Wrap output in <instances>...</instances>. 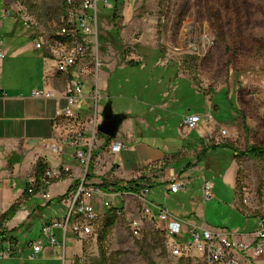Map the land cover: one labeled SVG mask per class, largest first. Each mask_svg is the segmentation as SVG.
I'll use <instances>...</instances> for the list:
<instances>
[{
	"label": "rangeland",
	"instance_id": "obj_1",
	"mask_svg": "<svg viewBox=\"0 0 264 264\" xmlns=\"http://www.w3.org/2000/svg\"><path fill=\"white\" fill-rule=\"evenodd\" d=\"M8 1L14 11L37 21L34 30L38 32L51 33L57 26L50 23L51 19L65 14L64 0ZM83 1L78 0L77 5L80 6ZM112 1L108 0L110 6L99 2V37L95 36L94 47L92 46L91 53L88 52V58L82 63L84 67L86 65L94 69L97 58L93 51L97 50L101 65L99 68L95 66V76L91 73L85 77H91L94 82L96 73H100L101 78L96 81L99 91L91 89L92 97L95 100L99 97L100 109L107 101L112 100L114 112L125 113L127 104L142 100L143 91L133 87L135 84L143 86L146 83L142 81L143 77H147L146 72L138 67L139 62L134 59L140 58L137 55L140 48L150 50L155 47L168 60H175L174 63L157 67L156 77L165 82L174 75L173 80L178 83V88L173 95L170 111L159 113L166 121L155 122L154 115L147 114L146 119L150 125L168 127L171 132L182 136L179 124L183 116L197 110L205 112L204 100L202 101L204 96L194 89L190 92L187 90L188 77L209 98L207 120L215 121L217 126L213 144L232 143L241 150L249 145L264 146V0H123L124 6L119 15L126 13L127 17H131V24L125 29V34L119 37L112 31L114 23L105 15L110 14L114 6ZM102 13L105 14L102 16ZM122 19L119 20L120 29L124 27L121 25ZM126 62L129 67L122 68L121 64ZM106 71L108 75H105ZM105 77H110V88L107 91L104 87ZM106 92L108 98L103 97ZM119 94H127V97ZM88 102L89 99L83 98L79 101V106ZM150 110L151 107L147 112ZM132 118L124 121L118 138L127 134L129 125L134 121ZM79 120L75 121V125L71 122L73 126L67 128L68 135L74 136L78 129L88 130L92 126L93 116L90 114L86 119ZM80 122L81 125H78ZM164 123L166 124L163 125ZM222 128L227 129L226 136L221 135ZM95 144L93 161L98 154L97 142ZM206 148L205 158L213 160L215 165L209 169L204 167L193 171L189 175L186 189L199 198V220L217 228L227 227L243 232L253 230L254 227L248 225L245 219L239 223L237 210L232 207L236 201L235 168L232 161L235 158L232 150L223 146L212 148L211 145ZM235 163L237 183H242L249 190L244 195L247 203L244 204L240 197L239 203L253 215V208L264 205V160L241 157ZM206 181L214 184L215 198L210 200L204 195ZM163 186L152 187L148 197L173 208L175 200L171 197L164 198ZM109 199L111 202L115 200L113 206H121L123 211L103 240L109 264H205V258L199 252L190 257L177 256L171 252V238L161 232L155 222L157 220L153 221L145 215L143 200L138 196L129 195L122 202L112 196ZM53 201L48 206L47 203L42 205L44 215L34 218L30 231L22 227L18 232L21 246L36 241L41 232L42 218H62L65 215L66 212L59 211L61 205L56 200ZM51 207L56 211L51 210ZM196 210L197 208L195 212ZM130 211L132 215L127 214ZM109 213L112 211L107 214ZM187 218L191 220L190 217ZM105 219L93 222L92 234L81 238L72 234L73 240L68 237V259L73 247L71 257L84 256L89 264H103L100 237ZM135 219L141 222L138 235L131 229V222ZM183 227L189 232L188 226ZM141 246L148 253L149 259L142 253ZM0 264H61V261L44 262L36 257L33 260L25 258L22 262L19 256H15L0 260Z\"/></svg>",
	"mask_w": 264,
	"mask_h": 264
},
{
	"label": "crops",
	"instance_id": "obj_2",
	"mask_svg": "<svg viewBox=\"0 0 264 264\" xmlns=\"http://www.w3.org/2000/svg\"><path fill=\"white\" fill-rule=\"evenodd\" d=\"M8 7L12 6L7 0H0V52L4 54V57H0V216L15 202L22 201V203L16 214L5 223L6 230L17 229V232L12 233H16L14 235L16 239L7 238L2 240L0 235V248H13L14 257L19 256L23 262L25 258L26 260H33L31 259L33 254L32 243L39 244L41 242L42 251L36 254L35 258L37 257L38 260L44 262L61 261V264H70L74 258L71 257L73 254L72 247L68 259L67 240L69 236L72 239L71 235L73 234L70 231L66 236L65 261L59 247L50 243L49 233H43L41 236L38 234L35 242L31 241L28 245L21 246L18 232L22 230V224H25L26 228L29 227L30 231L34 218L40 214L44 215L42 211L44 206L42 205L47 203L48 206L53 200L61 205L59 211L66 213L62 218H42L41 231L45 225L54 221L64 222L68 216L69 207L67 197L62 199V196L66 195L71 187H75V190L84 180L87 186L99 188V185L104 182L112 185L117 180L129 181L145 177V180L141 182L146 183V188L149 191L148 195L153 190L150 185L155 187L163 184L162 193L164 198L170 199L171 197L172 200H175L173 208L158 203L154 199L150 200L148 195L147 199L162 205L177 217H185L186 221L189 222L186 224L189 228V232H187L184 227L177 226L174 221H170L173 226V236L179 233V240L188 239L190 228L193 226L199 229L202 227L217 228L199 220L200 218L197 215L200 212L198 208L200 203L195 194H190L187 190L171 193L168 189L172 181L179 179L188 184L189 175L193 171L204 167L209 169L215 165L213 160H207L205 154H203L204 149L213 144L214 134L217 130L215 121L209 122L207 120V113H209L207 109L210 102L207 93L197 89L187 77L188 84L186 87L188 92L194 89V91L204 96L202 101L204 100L205 112L198 110L193 112L200 113L203 117L199 127L182 131L180 128L181 121L179 124V129L183 133L181 136L171 132L168 127L160 128L157 124L150 125L146 119L147 114H153L155 122L165 120L163 116H159V113L170 111L169 107L178 88V83L174 82V75L162 82L155 74L157 67L165 63H174L175 60H168L155 47L150 50L140 48V51L137 52L140 58L134 59V61L139 62L138 67L146 72L147 78L143 77L144 80L142 81L146 82L143 86L135 84L133 88H140L143 91L142 100L126 105V112L123 113L126 115L124 121L135 117V119L132 118L134 121L129 125L127 134L124 133L122 138L116 136L107 141L106 137L97 133V126L102 121L104 107L100 109L99 97H96L95 100L91 95V89L95 88L99 91L96 81L101 78L100 73H96L94 82H92L91 77H85L83 73L84 66L82 65L83 61L86 60L85 57L78 61L76 66L69 72L58 71L56 58L61 51L54 49L50 43H45L43 48H37V41L39 39L47 40L49 36H46V32H38L33 27H26L23 19L18 18L21 15L19 12L15 11L16 16L14 17H7L5 10ZM120 17L123 18L121 25L126 28L122 27L123 29H120ZM130 19L131 17H127L126 13L119 15L118 25L115 28L117 31L116 36L119 37L125 34V29L131 24ZM98 37L99 33L96 38ZM86 40L90 49L92 46L94 47V36H89ZM90 49L89 53H91ZM93 53L101 65L97 50ZM128 64V62L121 64V67H129ZM108 74L106 71L105 75ZM93 75L95 76V72ZM109 78H104L106 91L110 88ZM79 79L83 80V90L77 95L76 102L71 105L72 115L65 116L62 112L69 106L66 95L72 90L75 81ZM153 80L156 81L153 82ZM34 89L52 90L54 96L49 98L35 97L32 95ZM119 95L127 97V94ZM103 97L108 98V93L106 92ZM83 98L89 99L90 102L84 106H79V101ZM149 107H151V110L147 112ZM90 114L93 116L92 126L88 130H77V132H83V137L86 139L85 143H89L88 139L93 138V151L96 142L98 145L96 160L92 162L91 177L86 179L89 167L86 170V167L81 164L77 157L79 146H67L63 153H57L45 148L43 143L60 144L63 140L76 138L77 134H74V136L68 135L69 129L67 128L73 126L71 122H74L75 125V121L86 119ZM138 120L139 124H137ZM78 125H81V122ZM117 141L123 142V147L121 151L114 153L111 148L112 144ZM40 160H43L47 169H51L56 173L55 179L45 188L51 194L52 199L43 197L44 189L29 198H24L26 187L29 186V180L34 178L32 175L35 173L37 163ZM232 161L235 168L236 183V201L232 205L233 210H237L239 223H242L245 219L248 225L255 228L259 215L264 213V205L253 208L254 213L251 215L249 210L246 209L247 207L239 203L236 159ZM65 167L70 169L66 171ZM112 187L110 186V191L106 193L105 197L110 202V196L117 198L118 202L125 201L129 198V195L139 197L138 193L117 192L113 191ZM93 202L99 211L104 208L103 197L95 196ZM112 203H115V200ZM51 210L56 211L52 207ZM127 214L132 215V212L130 211ZM187 217H190L191 220ZM155 222L160 228L168 226L165 221L157 220ZM225 229L229 228L225 227ZM232 231L234 233L243 232ZM55 232L60 239H64V233L61 229H56ZM240 260L242 264H264V256L255 257L252 253L240 254Z\"/></svg>",
	"mask_w": 264,
	"mask_h": 264
},
{
	"label": "built area",
	"instance_id": "obj_3",
	"mask_svg": "<svg viewBox=\"0 0 264 264\" xmlns=\"http://www.w3.org/2000/svg\"><path fill=\"white\" fill-rule=\"evenodd\" d=\"M102 2L109 5L108 0H84L80 6H78L75 0H67L69 11L66 16L59 19H52L50 23L57 25L56 29L51 33H46L49 36L47 40L39 39L37 41V48H43L45 43H50L51 46L60 50L61 53L56 58L57 70L60 72H69L73 69L78 61L86 58L90 46L87 44L86 38L89 36H98V5ZM7 17H14L16 13L13 9L8 8L5 10ZM21 19L26 27L37 26V21L28 18L25 15H20ZM0 57H4V54L0 52ZM95 65L99 66L98 60L95 61ZM95 69V68H94ZM94 69L89 66H85L83 69L84 75L94 74ZM83 90V80L79 79L75 81L72 90L66 95L68 107L62 112L65 116L72 115L71 105L76 102L77 95ZM32 95L35 97H52L54 91L34 89ZM202 115L200 113H191L185 115L180 128L182 131H188L199 127L202 122ZM227 129L222 128L221 135L226 136ZM77 137L74 139L63 140L60 144H52L44 142V147L57 153H63L67 146H79L77 150V157L82 165L89 167L91 157L93 154L92 144L93 138H89V143H85L86 139L83 137V132L78 131ZM91 142V143H90ZM123 147V142L117 141L112 144V151L118 153ZM70 168L65 167L68 171ZM56 176V173L47 169L45 172V182L47 186L50 184L49 179ZM29 189L32 190L36 184L35 177L29 180ZM213 182L206 181L204 195L207 200L215 197L213 193ZM44 189L43 197L45 199H52L51 194ZM168 189L171 193H178L187 189V184L184 181L176 180L169 184ZM148 189H144L139 198L143 200L144 212L147 217H151L154 220L165 221L168 226L161 230L166 233L167 237L171 238V252L174 255L181 257L195 256L197 252L205 258V264H242L240 260V254L252 253L255 257L264 256V213L258 217L256 227L251 231L234 233L232 230L225 228H210L197 227L190 228L189 238L186 240H179V233L173 236V226L170 221H174L177 226L188 224L186 220H183L173 215L167 208L162 205L149 201L147 199ZM249 192L248 188L240 183L238 185V193L243 199V203H247V199L244 198ZM106 193L100 188L89 187L85 184V180L73 190L67 196V203L69 207V213L64 222L54 221L51 224L45 225L43 233H49L50 243L59 247L63 260L65 261L66 255V236L70 231L75 236L81 238L84 235L92 234V224L95 221L104 219L106 216V210L113 207L112 202L106 200ZM95 196L103 197L104 208L100 211L96 208L93 200ZM117 215H121L123 211L117 209ZM170 222V223H169ZM131 229L135 235L140 234L141 222L140 220H133L131 222ZM56 229H61L64 233V239H60L55 232ZM41 243V242H40ZM38 243H32L33 254L31 259H34L36 254L42 251L43 246ZM14 257V249L11 247L0 248V260L11 259ZM70 264H89L84 256L73 258Z\"/></svg>",
	"mask_w": 264,
	"mask_h": 264
},
{
	"label": "trees",
	"instance_id": "obj_4",
	"mask_svg": "<svg viewBox=\"0 0 264 264\" xmlns=\"http://www.w3.org/2000/svg\"><path fill=\"white\" fill-rule=\"evenodd\" d=\"M75 2L77 4L78 0H75ZM8 3H10V2L8 1ZM63 3L65 4V9H64L65 14L62 16H61V14L57 15L58 16V17L56 16L57 19H59L63 16H66L68 14L69 6L67 4V0H64ZM112 3H114V6L111 9L110 14H106V15L114 23V28L112 29V31L116 35L117 31L115 28H117V25H118L117 19L119 17V11H121V8L123 7L124 1L123 0H113ZM24 4H26V2H24ZM20 10H22V9H20ZM99 13L100 12L98 11V17H99ZM104 14L105 13H102V16ZM100 135L106 137L108 139V141L111 140V138H109L108 136H105L101 133H100ZM219 146L228 147L229 149H231L235 159L245 157V158H250V159H262V160H264V146H261V145H249L244 150L239 149L238 147H236L232 143H224V144L221 143L218 145H215V144L211 145L212 148H216ZM206 151H207V148L204 149L203 154H205ZM93 156H94V151H93L91 161L89 164L88 172L86 174V179L91 177V171L93 169V165H92L93 164L92 163L93 162ZM46 170H47V168H46V165L43 162V160L38 161L36 169H35V173H34V177L36 179V184L32 190L29 189V186L26 187V190H25L24 195H23L24 198H29L30 196L35 195L38 192H40L43 188L47 187V184L45 182ZM54 179L55 178L49 179V182H52ZM143 180H145V177H140L136 180H129V181L117 180L112 185L110 183L104 182L102 185H99V188L105 192H109L110 186H113V188H112L113 191L140 193V191L142 189L147 187L146 183L141 182ZM238 185H239V183H237V188H238ZM153 186L154 185H150V187H153ZM150 187H148V188H150ZM74 188L75 187H71L70 190L68 191V193L66 195L62 196V199L66 198L68 196V194L74 190ZM21 203H22V201L15 202L14 204H12L10 206V208L4 214H2L0 216V235H1L2 240H5L7 238L16 239V237L14 236L16 233L15 234H12V233L17 232L16 231L17 229H12L10 231L6 230L5 229V223L16 214V212L20 209ZM120 208H121V206L120 207L113 206V207L106 210L107 213L109 211L110 212L112 211V213L111 214L109 213L110 215L106 213L105 226H104L102 237H100L101 238L100 244L102 245L101 249H100V254H101L103 264H109V262L107 260L106 251H105V248L103 246V242H104L103 240L109 234L111 229L116 225L117 218H118L116 211H117V209H120ZM179 218L186 220L185 217H179ZM22 226L25 227V224H22ZM25 229L29 230V227H27V228L25 227ZM161 232H163V231L161 230ZM41 235H43V229L40 233V236ZM141 249H142V253L144 254V256L149 259L148 253L144 250L143 247ZM150 262L152 263V261H150Z\"/></svg>",
	"mask_w": 264,
	"mask_h": 264
},
{
	"label": "water",
	"instance_id": "obj_5",
	"mask_svg": "<svg viewBox=\"0 0 264 264\" xmlns=\"http://www.w3.org/2000/svg\"><path fill=\"white\" fill-rule=\"evenodd\" d=\"M125 118V114L114 112L112 101L109 100L103 108L102 121L97 126V132L113 139Z\"/></svg>",
	"mask_w": 264,
	"mask_h": 264
}]
</instances>
